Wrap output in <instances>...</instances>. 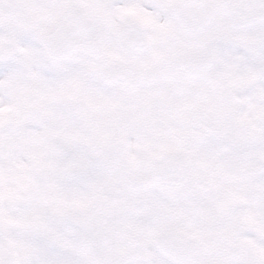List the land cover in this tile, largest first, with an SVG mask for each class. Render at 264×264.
Returning <instances> with one entry per match:
<instances>
[{
	"label": "snow or ice",
	"instance_id": "obj_1",
	"mask_svg": "<svg viewBox=\"0 0 264 264\" xmlns=\"http://www.w3.org/2000/svg\"><path fill=\"white\" fill-rule=\"evenodd\" d=\"M0 264H264V0H0Z\"/></svg>",
	"mask_w": 264,
	"mask_h": 264
}]
</instances>
